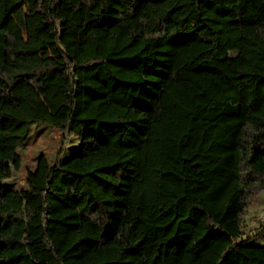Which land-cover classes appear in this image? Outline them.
Wrapping results in <instances>:
<instances>
[{
  "label": "trees",
  "instance_id": "trees-1",
  "mask_svg": "<svg viewBox=\"0 0 264 264\" xmlns=\"http://www.w3.org/2000/svg\"><path fill=\"white\" fill-rule=\"evenodd\" d=\"M18 1L0 0V264H264L240 241L264 190V0H51L52 54L10 31ZM10 105L63 135L26 191L4 188Z\"/></svg>",
  "mask_w": 264,
  "mask_h": 264
},
{
  "label": "rangeland",
  "instance_id": "rangeland-1",
  "mask_svg": "<svg viewBox=\"0 0 264 264\" xmlns=\"http://www.w3.org/2000/svg\"><path fill=\"white\" fill-rule=\"evenodd\" d=\"M51 0H19L21 21L12 20L10 31L26 51L57 49L56 30L49 18ZM4 188L26 191L39 186L56 163L63 135L48 124L27 123V116L14 105L6 109ZM80 139L71 138L65 160L78 155ZM244 202L249 205L244 215L243 235L240 241L264 246V190L247 193Z\"/></svg>",
  "mask_w": 264,
  "mask_h": 264
}]
</instances>
